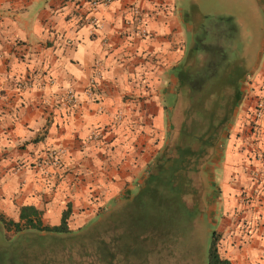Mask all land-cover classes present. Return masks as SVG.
I'll use <instances>...</instances> for the list:
<instances>
[{"label":"crops","instance_id":"obj_1","mask_svg":"<svg viewBox=\"0 0 264 264\" xmlns=\"http://www.w3.org/2000/svg\"><path fill=\"white\" fill-rule=\"evenodd\" d=\"M249 1L264 14V0ZM87 3L0 0V213L7 217L33 205L59 219L68 202L73 214L86 215L133 187L162 143V101L209 87L182 77L199 71L194 3L113 0L95 12L98 24ZM241 37L202 49L227 59L224 74L238 78L221 88L238 89L240 106L251 110L263 103L264 36L258 45L250 33ZM256 123L229 139L223 161L212 165L220 193L210 216L231 264H264V168L257 156L264 112ZM105 125L107 143L86 140Z\"/></svg>","mask_w":264,"mask_h":264},{"label":"rangeland","instance_id":"obj_2","mask_svg":"<svg viewBox=\"0 0 264 264\" xmlns=\"http://www.w3.org/2000/svg\"><path fill=\"white\" fill-rule=\"evenodd\" d=\"M183 2L188 5L191 2L194 3L192 13H195L197 29L195 37L198 39L199 44L197 48L199 58L197 59V64H193V68L195 69H201L205 56H208L207 54L204 55L205 52L202 50L204 48L203 44L221 39L222 43L229 44L232 40H240L241 36H247L250 33L255 36V45H258L261 34L264 36V14L252 8L253 5L249 0H245V2L244 0H241V2L240 0H187V2L186 0H176V5L183 7ZM185 13L187 15L190 14V10H187ZM189 38L188 36L187 40ZM234 44L239 46L241 42H234ZM205 49H208V47ZM227 53L230 56L232 53L235 55V52H232V50L227 51ZM178 93L177 101H162L166 118L163 129L160 131V141L162 140V143L160 142V149L166 143H170L175 139L184 120L186 109L193 101H198L199 95H201V93L196 92L190 98L187 90H180ZM224 96L222 99H218V101H226V97ZM205 101L214 100L208 98ZM260 101H263V103H260L259 100L256 101V105L251 110L241 107V101L238 102L234 122L229 127V133L224 143L216 151L210 152L209 158L201 166L200 172L191 178L189 193L182 196L183 206L189 211V215L183 219L180 216L179 220H176L174 228H172V224L175 221L174 218H178L177 211L180 208L176 207L175 204L174 206H170L162 203L160 206L163 207L162 210L165 212L163 216L168 214L165 219L162 220L161 215L153 216L154 213L146 208L144 210L146 212L143 211L142 215V223L146 224V226L141 228L137 232L138 236H136L137 234L134 233L135 230L132 228V218L138 217L134 213L140 211L143 207L140 202H136L129 208L128 213H122L120 216L116 215V219L108 224L109 226L101 227L94 233L79 240H45L40 243L30 241L8 245L3 241V234L0 231V254L3 259L5 257L4 260L0 257V264H106L100 263L99 259L102 246L108 240L112 242L113 235L115 239L118 237L125 220H128L127 224L130 228L128 239L130 253L126 255L120 248L116 249L113 257L110 258V264H206L205 249L208 246L211 232L216 230L215 228L217 227V223L210 215H212L213 205L216 203L214 198L220 193L218 185L220 175L219 177L214 175L217 174V171L213 169L212 165L223 161V148L229 139L231 141L232 137L238 139L239 134L246 132L243 129L245 125L248 131L253 130L251 127L257 125L256 122L264 112V96L261 97ZM254 103L255 101H250L249 104L254 105ZM196 106L197 103L194 104V107ZM246 113L249 115L247 124L242 120ZM106 126L103 129L100 127L92 129L86 140L96 139L107 143L108 139L105 138V132H108V129ZM235 131H238L236 136L233 135ZM234 144L236 146V142ZM159 148L156 151L154 150V152H150L149 162L159 151ZM257 156L264 168L262 149ZM54 157L55 154H53V161H57L59 156L56 160ZM144 176L145 170H143V174L137 179L133 187H124L115 198L102 202L100 206L94 207L93 211L89 214L81 215L80 211L79 213L72 214L69 220L70 228L77 230L80 227H86L101 216L100 213L104 208H110L122 194H127L129 198H132L143 183ZM161 198L163 200V197ZM83 210L84 208L81 209V211ZM214 210L219 209L216 207ZM160 211V209H157L158 214H161ZM160 217L161 222L154 221L155 219L153 222L150 220L152 218L159 219ZM215 217L219 219V216ZM57 219L53 216H47V213L43 212V221L45 223L53 224ZM199 228L201 230L205 228V236L204 232L199 231ZM13 235V232L7 233L9 238H12ZM117 245H120V243H117Z\"/></svg>","mask_w":264,"mask_h":264},{"label":"trees","instance_id":"obj_3","mask_svg":"<svg viewBox=\"0 0 264 264\" xmlns=\"http://www.w3.org/2000/svg\"><path fill=\"white\" fill-rule=\"evenodd\" d=\"M203 51L207 53L208 57H205L202 68L196 74L187 72L182 77L187 81V85H191L198 80L203 83L202 85L210 83L207 84L209 87L187 89L190 98L193 93H201L199 100L193 101L197 103V106L194 107L195 103L192 102L185 111L184 120L175 139L170 143H166L161 149L159 148V151L146 165L143 183L134 195L132 194V198H129L127 194H122L110 208L106 207L101 211L100 217L86 227H80L77 230H72L69 225L70 217L73 214L70 202L66 204V208L61 212L55 224L43 221L42 210L33 205H24L19 208L17 220L8 218L0 213V231L3 234V241L11 245L30 241L40 243L45 240H79L94 233L101 227L109 226L108 224L116 219V215L120 216L122 213H128L129 208L136 202H140L143 205V209L141 208L140 211L134 213L139 218H132V228H134V233L136 234L141 228L146 226V224L142 223L143 211L146 208L154 213L153 216L161 215L163 220L168 214L163 216L165 212H163V207L160 205L166 203L174 206L175 204L180 210L177 211L178 218H174L175 221L172 224V228L175 227L176 220H179L180 216H182V219L187 217L189 211L183 206L182 196L189 193L191 178L200 172V168L209 158L210 152L216 151L227 138L229 127L235 119L236 107L240 97L238 89L226 91L221 88L225 79L235 81L238 78L235 74H224L222 66L227 62V59L222 55L219 57L210 56L211 49ZM223 96L226 97V101H218ZM208 98L214 101H205ZM161 197H163V200ZM157 209L161 210V214L157 213ZM161 217L150 220L153 222L155 219L154 221L161 222ZM150 220H148L149 223H151ZM127 222L128 220L123 222L122 231L116 239L113 235L112 242L111 240L104 242L100 252V263L110 264V258L113 257L115 250L118 248L123 250L122 252L126 255H129L128 239L130 228ZM166 226L168 227V225ZM199 231L204 232L205 236V228L203 230L199 228ZM8 232L14 233L12 238L7 236ZM221 240L222 235L220 232L213 230L210 234L208 246L205 249L206 264H231L220 252ZM117 243H120V245H117ZM96 253L98 252L96 251ZM0 257H2L1 254Z\"/></svg>","mask_w":264,"mask_h":264},{"label":"built area","instance_id":"obj_4","mask_svg":"<svg viewBox=\"0 0 264 264\" xmlns=\"http://www.w3.org/2000/svg\"><path fill=\"white\" fill-rule=\"evenodd\" d=\"M113 0H88V7H89V12L93 13V15L91 16V22L94 24H98L99 20L94 16L95 12L98 10L99 7H104L107 6L108 4H110ZM69 98L71 100H74V95L71 91H69ZM70 102H74V101H70ZM262 153L264 154V148H262ZM55 157L54 159L56 160L57 157L59 156L58 153H54Z\"/></svg>","mask_w":264,"mask_h":264}]
</instances>
